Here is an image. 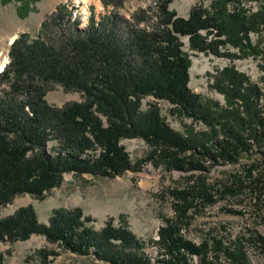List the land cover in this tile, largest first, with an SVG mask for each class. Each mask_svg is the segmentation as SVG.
Returning <instances> with one entry per match:
<instances>
[{
	"label": "trees",
	"instance_id": "trees-1",
	"mask_svg": "<svg viewBox=\"0 0 264 264\" xmlns=\"http://www.w3.org/2000/svg\"><path fill=\"white\" fill-rule=\"evenodd\" d=\"M18 1L24 17L35 0ZM173 1L157 0L155 10L141 8L132 17L111 11L97 20L92 12L84 28L68 5L60 4L37 38L22 33L12 43L11 61L2 72L10 89L0 97V209L18 195L44 199L66 173L123 174L132 163L124 139L148 144L141 161L184 172L182 185L168 191L173 216L165 218L159 238L150 239L158 249L154 260L148 242L125 219L96 229L82 207L57 208L48 223L39 220L32 204L21 207L0 219V242L14 244L37 234L111 264H251L250 249L264 255V233L258 230L200 242L186 235L194 219L220 201L244 203L248 197L264 218V86L226 66L216 77L225 104L205 100L190 85L192 61L183 40L188 37L194 51L218 56H237L222 51L228 42L260 53L250 33L264 36V3L247 14L242 6L231 11V0H215L211 9L195 5L184 17L171 8ZM115 3L104 0L107 7ZM56 84L81 92L82 101L50 104L46 96ZM149 97L154 101L145 107ZM160 100L205 128L174 129ZM229 166L238 168L211 176L213 168ZM228 204L227 212L243 213ZM10 252L0 253V264Z\"/></svg>",
	"mask_w": 264,
	"mask_h": 264
},
{
	"label": "rangeland",
	"instance_id": "rangeland-1",
	"mask_svg": "<svg viewBox=\"0 0 264 264\" xmlns=\"http://www.w3.org/2000/svg\"><path fill=\"white\" fill-rule=\"evenodd\" d=\"M105 6L104 0H35L31 2V10L24 17L19 15L21 2L0 0V60L4 56L11 61L10 50L14 40L22 33H28L31 38H37L41 33L43 21L51 19L60 4H67L72 10L73 18L79 17L80 28L89 23V17L95 13L99 20L102 15L111 11L119 12L127 17L141 8L154 7L157 0H123ZM215 0H174L171 8L180 16L188 17L190 10L195 5H203L211 9ZM264 3V0H231L228 8L233 11L242 6L245 13L249 14ZM14 38L13 41L11 39ZM251 43L258 46L260 53L246 52L232 42L222 45L224 52L236 53L235 57L218 56L213 53L199 52L190 49L188 37H183L185 50L190 53L191 82L194 92L202 95L205 100L218 101L225 104V97L216 86V77L226 66H235L236 69L246 73L253 81L264 86V36L257 32L250 33ZM5 63V64H6ZM0 71V97L5 90L10 89L8 81L2 80ZM48 102L54 106L63 107L72 102L82 101L83 95L79 91L66 90L56 84L46 96ZM154 101L149 97L145 101ZM162 115L176 130L186 133L191 127L205 128L202 122L174 111L173 105L167 101L158 102ZM55 142L49 143L51 147ZM131 158V166L123 174L115 177L96 176L90 173L75 175L66 173L59 187L53 188L42 200L31 194L16 196L11 203L0 209V219L14 214L19 208L32 204L38 214L39 220L49 222L53 211L57 208L73 209L82 207L86 215L93 217L91 223L96 229H102L110 219L119 226L126 220L128 227L140 238L148 242L146 250L154 260L157 247L151 242L152 238H159L158 230L165 223L166 217L173 216L171 198L168 194L170 188L183 183L184 172L167 170L163 165L156 166L146 159L149 151L148 144L141 138L124 139ZM100 150V149H99ZM98 150V151H99ZM238 166L215 167L212 175L218 177L225 169H237ZM248 198V197H246ZM220 201L208 207L203 215L197 216L190 229L186 232L188 238L195 242L210 236L235 237L248 229L264 233V218L262 212L247 203V199ZM228 204L243 213H229L223 208ZM4 264H111L95 254L83 255L67 250L57 243L49 242L44 236L34 234L27 240H18L14 244L0 242V253H7ZM46 254V256H44ZM251 264H264V255L258 254L253 249L249 250Z\"/></svg>",
	"mask_w": 264,
	"mask_h": 264
},
{
	"label": "bare ground",
	"instance_id": "bare-ground-1",
	"mask_svg": "<svg viewBox=\"0 0 264 264\" xmlns=\"http://www.w3.org/2000/svg\"><path fill=\"white\" fill-rule=\"evenodd\" d=\"M14 38H15V37H13V38L11 39V41H13ZM0 55H1V54H0ZM7 60H8V57H7V56H4V59H1V60H0V71L4 70V66H5V63L7 62Z\"/></svg>",
	"mask_w": 264,
	"mask_h": 264
},
{
	"label": "water",
	"instance_id": "water-1",
	"mask_svg": "<svg viewBox=\"0 0 264 264\" xmlns=\"http://www.w3.org/2000/svg\"><path fill=\"white\" fill-rule=\"evenodd\" d=\"M5 66H6V64H5Z\"/></svg>",
	"mask_w": 264,
	"mask_h": 264
}]
</instances>
